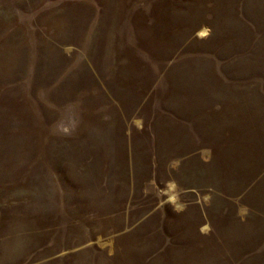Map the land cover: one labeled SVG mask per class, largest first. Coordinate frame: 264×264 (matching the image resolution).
Segmentation results:
<instances>
[{"label":"rangeland","instance_id":"374dc122","mask_svg":"<svg viewBox=\"0 0 264 264\" xmlns=\"http://www.w3.org/2000/svg\"><path fill=\"white\" fill-rule=\"evenodd\" d=\"M0 264H264V0H0Z\"/></svg>","mask_w":264,"mask_h":264}]
</instances>
